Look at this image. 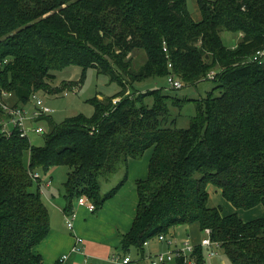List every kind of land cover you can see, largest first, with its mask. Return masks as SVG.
I'll list each match as a JSON object with an SVG mask.
<instances>
[{
	"label": "trees",
	"instance_id": "1",
	"mask_svg": "<svg viewBox=\"0 0 264 264\" xmlns=\"http://www.w3.org/2000/svg\"><path fill=\"white\" fill-rule=\"evenodd\" d=\"M186 1L0 0V89L13 93L14 106H28L37 91L52 93L51 72L68 66L98 69L122 87L95 101L91 117L62 124L39 117L37 126L47 121L52 128L43 146L18 131L9 138L0 133V264H43L34 249L50 233V211L32 173L69 168L63 195L70 216L83 196L97 210L114 198L129 179V161L148 150V178L135 182L138 210L120 236L121 254L144 255L146 242L198 224L202 234L211 230L231 264H264V219L224 217L208 190L213 184L237 209L264 207V59L254 60L264 51V0H196L199 21ZM223 31L242 34V41L225 46ZM135 50L147 55L137 72L129 69ZM214 68L216 87L197 103L187 128L172 115L182 99L162 87L131 92L119 72L132 84L173 74L195 85ZM3 116L0 106V128ZM118 173L121 182L102 193L101 181ZM200 241L192 264H205ZM170 264L190 263L182 255Z\"/></svg>",
	"mask_w": 264,
	"mask_h": 264
},
{
	"label": "rangeland",
	"instance_id": "2",
	"mask_svg": "<svg viewBox=\"0 0 264 264\" xmlns=\"http://www.w3.org/2000/svg\"><path fill=\"white\" fill-rule=\"evenodd\" d=\"M186 7L192 18L200 16L199 7H197L196 0H187ZM223 44L229 48H234L237 43L242 41L243 35L236 32L223 31L221 33ZM128 60V59H127ZM131 65L129 69L131 71L137 72L147 61V55L144 50H135L130 55ZM128 62V61H126ZM119 71V70H118ZM214 71V72H213ZM121 76L127 81V85L130 86V91L136 93L146 92L148 89H159V87L165 88V91L173 98L182 99V107H173L172 115L176 117V126L179 128H187L191 122V118L197 114V103H203V100L206 99L207 95L213 92V89L216 87V82H213L215 74L218 72V68H214L212 73H210V78H206L203 81L196 83L195 85L186 84L182 79H180L184 84L181 89H172L167 84L165 77L150 78L144 81H136L129 83V77L125 76L124 72L119 71ZM216 72V73H215ZM51 74H54L52 79L48 80L49 86L53 90L52 93H45L43 91H37L38 95L43 99L44 103L48 105L52 110L53 114L50 115V118L56 122V124H62L70 117H75L78 115H85L91 117L95 113V101H99L105 98L114 96L116 93L122 91V87L119 86L116 82H111L110 78L98 71L95 68H79L76 66H68L63 70L52 71ZM214 76V77H213ZM134 89V90H133ZM129 91V90H128ZM217 92H215L216 94ZM67 95V96H66ZM8 103L14 105L16 100L14 97L8 99ZM28 109L33 108V101L27 104ZM40 125L44 128V134L52 129L49 126V122L42 121ZM37 126V124H33ZM30 143L35 146H43L45 144V135L34 133H29ZM29 152V151H28ZM27 155V156H26ZM25 156L24 163L26 165L30 162V156L28 153ZM39 171V176L41 180L44 181L42 184V190L40 191V196H42L44 202L46 203L48 199L55 200L59 202L62 200L65 193V185L67 182V173L69 170L66 166L56 167L49 176H45L42 173V170ZM33 174V173H32ZM32 178V175H31ZM53 181L52 186L48 190L45 182ZM106 180L101 181V192L108 193L118 183L121 182L120 174L118 173L113 179L107 183ZM38 189V184L35 183L33 190ZM208 190L211 195V203L221 209V213L224 217L232 214H237L240 219H243L246 222L256 221V219H264V207L258 205L253 209H237L223 196V193L213 184H209ZM103 207V206H102ZM101 207V208H102ZM99 208L98 211H101ZM97 211V212H98ZM97 212L95 214H97ZM193 230V234L196 233L194 226L181 225L176 229H172L170 232L171 239H175L178 244H182L187 239H191L190 232ZM197 232L201 238L203 237L202 232L198 229ZM154 240L153 244H157ZM85 243V241H84ZM168 248L167 244L160 246L157 251H165ZM147 249H145V252ZM132 257L136 260L140 259V256L136 253H132ZM137 264H149L147 261H139ZM205 264H231L226 258L224 252L219 250L218 255L209 257L208 254L205 256Z\"/></svg>",
	"mask_w": 264,
	"mask_h": 264
},
{
	"label": "crops",
	"instance_id": "3",
	"mask_svg": "<svg viewBox=\"0 0 264 264\" xmlns=\"http://www.w3.org/2000/svg\"><path fill=\"white\" fill-rule=\"evenodd\" d=\"M200 19L201 13L200 16L193 18L194 21ZM152 153V150H148L141 160L129 161L128 181L119 189L114 198L103 204L101 211L91 212L79 206L76 201L73 206L76 212L73 231H70L66 224L68 214L64 211L65 197L59 202L48 199L45 204L50 211L51 230L43 242L34 249V252L43 258V264H59L60 258L64 255H67L68 259L63 264H85L86 261H91L93 264H116L111 259L114 255L122 253L120 236L132 229L138 210L139 199L135 182L148 178L149 160ZM120 178L123 179L122 176ZM43 182L41 180V186ZM46 182L45 185L49 190L53 182L50 184ZM193 226L196 233L193 234L191 229L189 235L191 239H189L196 244L199 243L201 236L196 229H199L198 224ZM75 236L81 237L85 243L82 245L81 252L72 253V248L76 243ZM154 240L158 241V239L151 240L145 248L147 251H144V255L159 252L157 249L165 244L161 242L153 244Z\"/></svg>",
	"mask_w": 264,
	"mask_h": 264
},
{
	"label": "built area",
	"instance_id": "4",
	"mask_svg": "<svg viewBox=\"0 0 264 264\" xmlns=\"http://www.w3.org/2000/svg\"><path fill=\"white\" fill-rule=\"evenodd\" d=\"M165 53H167L166 48L163 49ZM264 59V51L258 52L257 55L254 57L255 61L261 62ZM168 68L172 71V64H168ZM167 84L172 89H181L184 84L173 74H170L166 78ZM129 94V93H127ZM67 96V95H66ZM13 97V93L9 91H4L0 89V106L4 112V116L1 119V128L0 133L3 134L5 137L9 138L12 137L15 131H18L20 136L27 137L29 133H34L36 135L44 134V128L39 126H33L36 124L39 117L50 116L53 114L54 110H52L48 105H46L43 99L37 94L32 95L31 100L33 101V108L28 109L27 106H14L11 103H8V99ZM120 101V98H114L112 101L114 104H117ZM32 179L37 181L41 179L39 174H32ZM50 184L51 181L46 182ZM40 184V191L42 190ZM78 205L81 207L90 210L91 212H95L96 206L95 204L88 198V197H81L77 201ZM76 217V212H73L72 215L68 216L66 220V224L70 231H73L74 226V219ZM158 241L161 243L167 244L168 248L165 251H159L155 254L151 255H139L140 259H134L131 254H120L114 255L112 257V262L116 264H137L139 261H147L149 264H170L172 263L177 257H181L182 255L185 256L188 263L192 264L194 260H189V256L195 250V244L190 240H185L184 243L181 245L177 243L175 239H171L169 236H158ZM75 245L72 248V253L74 252H81L82 245L84 244V240L79 237L75 236ZM151 241V240H150ZM150 241L145 243V248L150 244ZM200 245L205 247L208 251V256H216L220 250V243L214 241L212 239L211 230L206 229L203 232V237L200 241ZM68 259L67 255L62 256L60 258V263L63 264ZM85 264H93V262L86 261Z\"/></svg>",
	"mask_w": 264,
	"mask_h": 264
}]
</instances>
